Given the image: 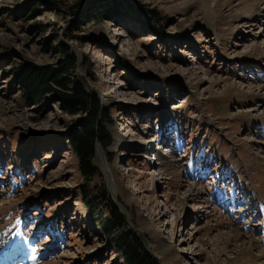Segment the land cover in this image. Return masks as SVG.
<instances>
[{"label": "rangeland", "instance_id": "rangeland-1", "mask_svg": "<svg viewBox=\"0 0 264 264\" xmlns=\"http://www.w3.org/2000/svg\"><path fill=\"white\" fill-rule=\"evenodd\" d=\"M206 1L0 0V264H123L81 202L102 188L159 264H264V9ZM61 43L112 139L91 179L66 139L76 115L11 78ZM230 230L257 245L223 255Z\"/></svg>", "mask_w": 264, "mask_h": 264}, {"label": "trees", "instance_id": "trees-1", "mask_svg": "<svg viewBox=\"0 0 264 264\" xmlns=\"http://www.w3.org/2000/svg\"><path fill=\"white\" fill-rule=\"evenodd\" d=\"M94 14L98 15L96 11ZM58 52L61 54L58 63L39 65L24 61L16 66L11 78L26 102L35 104L46 96L51 97L63 112L76 115L67 128L66 139L77 159L79 173L91 179L99 174V165L94 161L96 146L104 152L112 141L103 122L105 108L82 74L76 72L77 58L68 46L61 43ZM81 202L123 264H159L105 188L94 195L83 193Z\"/></svg>", "mask_w": 264, "mask_h": 264}, {"label": "bare ground", "instance_id": "bare-ground-1", "mask_svg": "<svg viewBox=\"0 0 264 264\" xmlns=\"http://www.w3.org/2000/svg\"><path fill=\"white\" fill-rule=\"evenodd\" d=\"M214 1L215 0H211V2L206 1V3H204L205 7H206V10L209 13H211V10H212V9L210 10V7H211L210 3L214 2ZM204 4H203V6H204ZM263 9H264V6L261 7L259 2L252 1V0L251 1H246L243 4V8L241 9L242 12L238 13V16L251 17V16L256 15V12H258L260 10H263ZM206 10H204V12ZM208 12H207V14H208ZM249 14H251V15H249ZM253 94L256 97H261L260 95H262V94H260V92H255ZM250 111H253V110L252 109L251 110H247L246 112H250ZM251 116H257V114H252ZM262 158L264 159V156ZM160 164H161V166H162L161 168L163 170H168L169 164L171 165L172 163H171V161L162 160V161H160ZM168 172L170 174L173 173L172 170H169ZM187 187H188V192L189 193H187L186 197L183 198L184 200H186L187 198L191 197L192 191L194 190V188L191 185H188ZM223 236H225L224 239H225L226 245H227L226 246V250L223 252V255H225V256L232 255V254L234 255L236 253V255H238V256L235 257V258H238V257L244 255L246 252H249L251 248H253V247H255L257 245L255 240H253L252 238H250L248 236H243L242 234H239V233L234 232L232 230L226 232L225 234H223ZM170 248H171L170 245L163 244L164 251H168ZM211 262H212V260H209L208 263H211Z\"/></svg>", "mask_w": 264, "mask_h": 264}, {"label": "water", "instance_id": "water-1", "mask_svg": "<svg viewBox=\"0 0 264 264\" xmlns=\"http://www.w3.org/2000/svg\"><path fill=\"white\" fill-rule=\"evenodd\" d=\"M96 149H97V152L99 153V148H98V146H96ZM116 205L118 206L119 210H120L121 212H123V210H122L121 206H120V205H118L117 203H116Z\"/></svg>", "mask_w": 264, "mask_h": 264}]
</instances>
